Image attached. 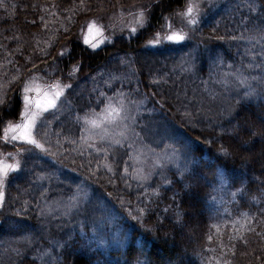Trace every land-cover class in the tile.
<instances>
[{
  "label": "trees",
  "instance_id": "trees-1",
  "mask_svg": "<svg viewBox=\"0 0 264 264\" xmlns=\"http://www.w3.org/2000/svg\"><path fill=\"white\" fill-rule=\"evenodd\" d=\"M185 2L0 0V135L30 77L64 87L4 180L0 264H264V0H211L163 40ZM137 10L133 34L83 45ZM119 96L143 101L136 144L86 142Z\"/></svg>",
  "mask_w": 264,
  "mask_h": 264
},
{
  "label": "rangeland",
  "instance_id": "rangeland-1",
  "mask_svg": "<svg viewBox=\"0 0 264 264\" xmlns=\"http://www.w3.org/2000/svg\"><path fill=\"white\" fill-rule=\"evenodd\" d=\"M209 1L211 0H186L183 10L175 17L176 27L168 32L163 40L169 41L167 37L173 33L181 35V33L191 30L202 14L203 8L208 6ZM189 8L192 9L191 12H189ZM127 14L128 13L121 11L118 14V21L112 23L113 20H109L108 23L110 22V25L107 26L106 23L105 27H103L97 19L86 22L82 27L80 36L83 45L90 49H96L109 42L116 33L125 32V34H133L144 24L143 14L140 10H137V12L134 13L135 15ZM133 29H135V31H133ZM92 45H95V47ZM152 45L154 44L152 43ZM25 89H28V91H25ZM63 89L64 87L61 86L60 83L46 84V81L40 80L34 76L26 81L20 94L21 105L18 119L7 123L3 127L0 135V165H13L15 167V170H10L8 174L17 170L19 164L18 153L21 152V146L27 144L19 139L13 140L11 137L14 134L18 135V133H13L9 129V126L25 123L26 111H35L34 106L26 108L24 97L28 96L32 101H40L43 103L46 97L52 98L57 92L61 93ZM58 98L59 97L56 98V101ZM142 103L143 101H141L140 104H132L124 97L119 96L107 101L105 107L101 111L84 116L82 119V127L86 142L88 140L89 144L93 145L101 141H128L131 145L136 144V137L134 136L132 127ZM42 114L43 113L37 116L36 124L39 122ZM91 121H95L97 126H93ZM35 127L32 130L33 138ZM5 129H9L7 132V140H5ZM136 150V160L140 169L139 172L140 174H144V169L150 166L149 162L152 161V164H156L157 161L149 159L148 155L141 147L135 146V151ZM169 159L171 158L160 156V161L164 164H167L170 161ZM0 193L3 194V185L0 186Z\"/></svg>",
  "mask_w": 264,
  "mask_h": 264
},
{
  "label": "snow or ice",
  "instance_id": "snow-or-ice-1",
  "mask_svg": "<svg viewBox=\"0 0 264 264\" xmlns=\"http://www.w3.org/2000/svg\"><path fill=\"white\" fill-rule=\"evenodd\" d=\"M191 11L192 9L189 8V12ZM133 31H135V29H133ZM167 39L169 41L179 42V41H183L185 37L183 35L173 33L172 35H169ZM150 43L159 44L160 40L157 38L154 41H150ZM92 46L95 47V45H92ZM25 91H28V89H25ZM59 96H60V93L57 92L55 96H53L52 98L46 97V100L43 103L40 101H32L30 100L28 96H25L24 101H25L26 108H31L34 106L35 111L34 112L26 111L25 113L26 122L25 123L15 125V126H12V125L9 126V129L13 133H18V135L14 134L11 138L13 140H17V139L22 140L27 144L34 145L36 148H42V145L37 143V141L33 138L32 130L36 126L37 116H39L41 113L48 112L49 109H54L56 107V98ZM91 123L93 126H97L95 121H91ZM9 129H5V140L8 139L7 132L9 131ZM261 135H264V133H262ZM117 143L119 142L117 141ZM221 151L224 152L223 149ZM224 154L227 155V152H224ZM10 170H15V167L13 165H0V186L3 185L4 179L7 177L8 172ZM3 201H4V196L2 193H0V206H2Z\"/></svg>",
  "mask_w": 264,
  "mask_h": 264
}]
</instances>
